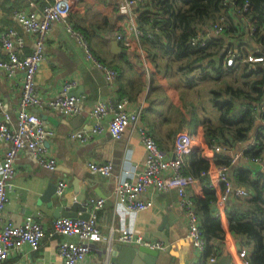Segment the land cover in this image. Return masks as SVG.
<instances>
[{
	"label": "crops",
	"instance_id": "0c3cea01",
	"mask_svg": "<svg viewBox=\"0 0 264 264\" xmlns=\"http://www.w3.org/2000/svg\"><path fill=\"white\" fill-rule=\"evenodd\" d=\"M54 1L0 0V34L12 29L22 37V45L15 44L13 47L20 57L30 54L35 49L36 37L25 31L15 17V13L18 10L41 12L45 5ZM121 4L122 0H74L70 16L75 27L85 34L99 60L112 67L110 63L113 61L119 64V69L114 67L118 71V77L112 85L106 82L103 72L94 65V62L86 58L83 46L66 31L63 24L56 23L50 28L45 39L44 59L35 77V90L42 100L43 107L31 111L39 115L46 128L53 131V134L45 140L44 148L46 157L54 158L57 165L54 170H50L39 163L29 148L21 150L14 160L16 174L8 188L3 219L21 223L29 215L40 216L43 226L50 231L56 219L54 210L58 203L50 206L48 202L41 200V197L53 179L56 185L64 180L67 187L60 198L62 205H70L73 201L84 204L91 199H105L103 207L97 211V223L103 239L89 242L91 251L81 264H118L111 262L110 255L106 252V243L111 240L119 241L121 229H127L150 242H164L167 247L158 250L156 264H201L203 260L207 264L208 258L212 255L217 256L218 260L227 255L230 264H235L234 256L243 248L250 254L251 246L247 244L246 236L231 231L227 213L231 206L241 205L243 201L256 194L249 183L260 179V184H264V164L255 162L254 158L246 154L250 145L255 143L254 132H250L245 139H232L229 142L220 137L214 141V144H220L225 149L216 153L213 146L209 151L203 150L200 132L206 127L199 123L197 127H192L190 124L179 127L169 136L164 135L155 124L158 121L152 117L155 110L150 112L148 122L141 116L140 124L148 127L160 147L168 153L173 147L178 132L188 131L194 135L196 150L187 157L184 166V174L196 178L195 184L187 188L193 201L203 199L206 188L214 190L220 185V182L216 181L217 175L214 169L229 163L226 164L229 168L228 178L234 191L227 202H223L220 198L210 204V216L220 219L221 231L217 236L213 235V232L209 233L212 236L207 241L208 257H206V249L203 252L197 250L186 238L188 223L178 206V194L175 190L166 193L153 191L146 193L144 199L150 202V206L139 212L130 211L119 203L115 195L117 184L124 180L136 179L143 171L146 161L145 147L137 126L128 127L121 138L115 139L107 129L109 121L107 118L104 120L106 129L103 132L94 134L84 141L70 137L72 132L91 130L93 120L89 112L100 101L117 102L122 97H128L131 100L130 109H136L141 104L142 110L143 106L146 107L152 83L149 71L145 68L146 59L139 55L143 50L151 47L143 39L135 42L130 49L134 48L133 55L125 53L127 51H124L120 43L122 50L118 52V48L114 45L117 41L116 34L128 30L129 25V16L120 10ZM147 6L146 10L154 7L153 3L150 4V0ZM222 17L225 18V24L219 34L214 32L213 23L205 25L208 35L205 41L206 46L209 45L208 47L211 48L216 46L221 49L223 70H229L225 64V53L229 48L242 56L264 52V45L255 35L250 34L252 22L246 14L230 8ZM8 56L9 50L0 46V60L8 59ZM141 60L145 65L141 64ZM235 66L236 69L232 71L248 68L246 64L240 62H236ZM256 67L248 68V71H256L261 64H257ZM241 75L242 83H248V87L239 88L262 99L254 113V124L255 128H264V119L260 115L264 110V86L262 96H258V92L250 88V85L259 80L262 74L253 73L245 77L242 72ZM21 79V72L10 73L0 70L2 100L0 119H3L5 112L9 113L11 115L9 125L13 129L17 128L16 113L21 98ZM70 80L77 82L73 95L78 97V106L81 109V113L75 115L66 114L49 105L58 96L62 84ZM9 147V142L0 139V161ZM258 157L264 160V150ZM94 162L112 164V173L108 175L110 177L108 181H102L97 176L98 172L90 169L89 165ZM202 166H209L213 171L201 174L202 169L198 168ZM243 177L248 178V183L243 181ZM210 183H214V186L210 187ZM238 188L243 189L247 194L236 195L235 190ZM170 212L172 217L164 221ZM201 221L200 217V225ZM63 239L65 238L61 234L48 236L42 240L38 250H32L28 245H24L14 250L8 259L0 264H62L58 244Z\"/></svg>",
	"mask_w": 264,
	"mask_h": 264
},
{
	"label": "built area",
	"instance_id": "2783aa9c",
	"mask_svg": "<svg viewBox=\"0 0 264 264\" xmlns=\"http://www.w3.org/2000/svg\"><path fill=\"white\" fill-rule=\"evenodd\" d=\"M74 0H55L53 3L45 5L41 12H27L18 10L15 17L23 26L25 31L36 37L35 49L28 55L20 57L13 50L15 44L22 45V37L15 30L0 34V46L9 50L8 59L0 60V70L10 73L16 71L22 73L21 98L19 108L16 113L17 128L13 129L9 123L11 115L7 112L0 119V139L9 142L10 147L6 151L4 158L0 161V263L7 260L14 250H18L24 245H28L32 250H38L41 242L48 236L61 234L65 239L58 244V253L62 259V264H81L91 251L89 242L101 241L103 239L98 227V214L105 202L104 198L91 199L85 204L90 207L87 219L80 217H59L53 222L52 229L48 231L40 216H27L21 223L5 221L3 213L8 200V188L12 184L16 171L14 160L17 154L24 148H29L37 157L39 163L54 170L56 160L46 157L44 142L53 131L46 128L39 115L32 112V109L43 107V103L35 90V77L41 62L44 59L45 39L50 28L56 24H63L66 31L74 36L83 46L86 58L100 69L106 82L112 85L118 77V71L105 64L97 58L93 49L87 41L85 34L75 27L71 20V12ZM150 0V4H151ZM149 0H122L120 10L129 16L128 30L120 31L116 34V40L125 49L131 48L135 42L145 38H152L157 28L143 29L138 24L139 11L146 10ZM249 3L245 2L243 8L236 7L240 13L248 10ZM225 18L219 17L213 23L212 28L216 34L223 31ZM207 26L203 25L198 34L191 39L192 45H205ZM257 27L250 26V34L254 35ZM236 62L246 64L248 68H257L261 64L264 68V52H257L242 56L232 48L225 53V64L233 66ZM77 82L75 80L66 81L62 84L58 96L49 105L58 108L66 114L75 115L81 113L78 106V97L73 95ZM131 100L122 97L119 101H100L90 112L89 116L93 120V125L89 131H77L70 134L71 138L84 141L94 134L103 132L106 129L104 120L109 118L107 129L112 137L119 139L130 126H137L138 133L146 151V161L143 171L134 180H124L117 184L115 195L120 204L126 209L139 212L147 209L150 202L144 199L146 193L153 191L156 193H166L175 190L178 194V206L188 223L186 238L199 251H205L206 240L200 228V218L196 211L195 203L188 193L187 188L196 182V178L184 174V166L187 157L196 150L194 145L195 137L188 131H180L176 134L173 147L170 153L164 151L148 127L140 124L142 104L136 109H130ZM0 107L2 100L0 98ZM225 149L220 144H214L213 150L216 153ZM237 157V156H236ZM236 158L233 160V162ZM255 162L263 163L261 157L253 159ZM90 169L108 176L112 173L110 163H91ZM228 165L216 167V181L224 183L225 188L221 195V200L227 202L233 193L232 184L228 178ZM210 187L214 183L209 184ZM67 183L61 180L57 183L56 194H64ZM236 195L247 194L243 189H236ZM119 241L130 245H145L153 249L162 250L167 245L162 241H147L141 236H136L127 229H121ZM248 251L243 248L234 256L235 264H247ZM218 258L212 255L208 258L207 264L217 262Z\"/></svg>",
	"mask_w": 264,
	"mask_h": 264
},
{
	"label": "trees",
	"instance_id": "16d2710c",
	"mask_svg": "<svg viewBox=\"0 0 264 264\" xmlns=\"http://www.w3.org/2000/svg\"><path fill=\"white\" fill-rule=\"evenodd\" d=\"M151 2L154 5L151 10L139 11L138 24L146 30L148 27L152 30L156 27L157 30L152 38H145L144 41L151 48L160 49L164 54L177 59L190 58L195 55V62L203 63V61H206L205 65H209L210 70L214 71L216 75L223 72V53L221 54V49L214 52V55H205L204 53L209 45L206 46V42L204 46L200 44L192 45L191 39L198 34L203 25L210 22L214 23L217 18L224 16L230 8H243L245 2L249 3L248 10L244 14L250 18L252 24L256 25L257 31L254 35L264 45V0H151ZM131 48H124V51L133 55L134 51L130 50ZM235 64L227 68L230 71L235 70ZM200 66L206 68L203 64ZM253 73H260L262 76L259 80L254 81L250 88L258 92V96H262L264 68L260 67L252 72H249L248 68L243 70L245 77ZM213 92L212 103L219 111V119L223 125L219 128L220 135H217L215 130L208 127L200 132L203 150H211L214 141L220 137L229 142L232 139H245L250 132H254L255 143L250 145L246 154L250 155L251 158H257L264 150V128H255L254 113L257 107L260 106L262 99L245 92L239 87L234 89L228 86L224 100H220L219 95L221 94L219 91L214 90ZM260 110L262 109L260 108ZM260 115L264 119V110ZM190 125L197 127L196 117L192 119ZM232 126L236 128L233 129ZM226 164L229 165V163L222 165ZM198 169H202L201 174L213 171V168L209 166H202ZM243 181L248 183V178L243 177ZM249 185L255 190L256 194L243 201L241 205L231 206L227 215L231 231L246 236L248 239L247 244L251 246L247 264H264V184L261 185L259 179L249 183ZM216 187L214 190L206 188L205 197L194 201L198 216L202 220L200 228L206 240V253L207 241L212 236L209 233L213 232V235L217 236L221 231L220 219L211 217L209 212L210 204L213 201L220 200L225 185L220 183ZM206 255V257L209 256L208 253ZM201 264H206L205 260Z\"/></svg>",
	"mask_w": 264,
	"mask_h": 264
},
{
	"label": "rangeland",
	"instance_id": "374dc122",
	"mask_svg": "<svg viewBox=\"0 0 264 264\" xmlns=\"http://www.w3.org/2000/svg\"><path fill=\"white\" fill-rule=\"evenodd\" d=\"M217 50L216 46L208 47L204 54L214 55ZM139 57L146 59L147 64L145 65L143 60L141 64L149 71L152 83L141 116L148 122L150 112L155 110L152 117L158 120L155 124L164 135L170 136L171 132H175L179 127L189 125L194 117L199 124L215 130V133L220 135L219 128L223 124L219 119V111L212 103L213 91H219L220 100H224L228 86L234 89L240 86L248 87V83H242V69H224L216 75L209 65H205L206 61L195 62V55L177 59L164 54L160 49L149 48L143 50ZM110 64L117 69L120 67L116 61ZM201 64L206 68L201 67Z\"/></svg>",
	"mask_w": 264,
	"mask_h": 264
},
{
	"label": "water",
	"instance_id": "95a60500",
	"mask_svg": "<svg viewBox=\"0 0 264 264\" xmlns=\"http://www.w3.org/2000/svg\"><path fill=\"white\" fill-rule=\"evenodd\" d=\"M118 52H120L121 46L118 41L114 42ZM101 180L108 181L109 176H104L101 173L97 175ZM57 185L54 182V179L48 184L45 192L43 193L41 200L46 201L52 206L54 203H58L54 210V216L59 217H80L87 219L89 217V209L85 203L83 204L80 201H73L70 205H62L61 196L56 194ZM172 217L171 212L167 214L164 218ZM106 252L110 255L111 262L118 264H156L159 256L158 249H153L145 245H130L125 244L120 241L111 240L106 243ZM213 264H230L229 258L227 255H224L217 262Z\"/></svg>",
	"mask_w": 264,
	"mask_h": 264
}]
</instances>
